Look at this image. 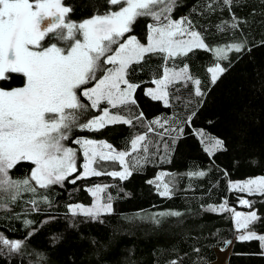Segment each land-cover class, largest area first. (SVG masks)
I'll return each mask as SVG.
<instances>
[{
    "label": "trees",
    "instance_id": "16d2710c",
    "mask_svg": "<svg viewBox=\"0 0 264 264\" xmlns=\"http://www.w3.org/2000/svg\"><path fill=\"white\" fill-rule=\"evenodd\" d=\"M63 4L72 9L66 19L75 22L115 9L106 0H63ZM170 15L191 20L213 48L232 43L243 48L221 61L213 52L196 49L172 59L148 54L145 61L133 65L135 70L129 71L127 79L139 87L134 92L138 107L132 113L143 112L144 121L109 125L100 131L77 130L67 141L74 145L76 135L89 136L107 141L116 151L129 152L125 160L131 176L121 180L102 174L72 184L69 181L80 172L78 167L62 184L47 189L34 185L35 194L22 192L15 204L0 207V235L24 244L18 251L0 244V264H170L172 260L209 264L217 258L215 249L230 246L225 264H264L260 241H237L231 212L209 210L225 202L234 210H254L261 220L251 230L264 234V195L230 187V182L264 177V0H233L230 6L222 0H177ZM234 20L237 28L231 27ZM149 22L148 17L139 18L127 34L145 41ZM217 62L226 71L211 83L208 69ZM185 66L193 80H200L202 97L194 95V83L185 81L168 86V105L147 95L145 87L161 78L165 67L180 70ZM24 80L22 74H11L10 79L0 80V88L20 87ZM157 118L161 124L167 118L169 124L155 125L148 132V122ZM201 131L204 137L198 135ZM146 132L147 152H133L131 140ZM207 137L222 140L223 147L206 151ZM103 165L104 173L121 170L117 161ZM33 168L31 162L21 161L11 175L22 179ZM200 171L205 175H190ZM161 173L167 175L157 181ZM159 182L169 183V196L159 194ZM97 183L108 186L103 197L112 198L113 212L95 220L71 215L68 205L90 202L87 187ZM42 196L51 204L40 203V210L32 211L29 201ZM241 199L251 201L252 207L240 204ZM168 212L182 215L158 217L159 224L151 218ZM50 217L55 219L42 223ZM26 220L33 224L26 225ZM224 241L231 243L225 247Z\"/></svg>",
    "mask_w": 264,
    "mask_h": 264
},
{
    "label": "snow or ice",
    "instance_id": "6c2138e0",
    "mask_svg": "<svg viewBox=\"0 0 264 264\" xmlns=\"http://www.w3.org/2000/svg\"><path fill=\"white\" fill-rule=\"evenodd\" d=\"M106 2L118 10L109 9L80 23H73L66 20V14L72 9L65 6L63 0H0V80L10 79L11 74H22L25 78L21 87L0 88V197L6 198L0 200V207L15 204L22 192L35 194L37 187L34 185L47 189L62 184L78 172L76 151L66 144L75 129L100 131L109 125H133L144 121L143 112L132 113V109L138 107L134 92L139 85L130 83L127 76L130 70H135L132 66L145 61L148 54L172 59L203 49L213 52L217 61H221L228 59L229 52H240L243 48V44L236 43L213 48L187 17L172 18L170 13L176 6V0ZM222 2L230 6L233 0ZM144 17L154 21L148 25L147 43H141L134 35L125 38L134 23ZM218 27L223 31V26ZM231 27H238L235 20ZM225 71L219 62L209 68L211 83H215L219 74ZM179 81L194 83L196 97L204 95L199 87L200 80H193L187 66L180 71L164 68L162 79L154 81L157 88L148 89L147 95L168 105L166 89ZM89 83L93 84L90 88L87 87ZM82 98L90 104L83 103ZM101 102L118 111L110 114L109 107L100 108ZM89 109H99L102 115L85 119ZM121 110L126 115H121ZM167 124V118L163 124L157 118L148 122V132L154 131L155 125L163 128ZM198 135L205 136L202 131ZM206 139L209 144L205 150L210 153L223 147L224 142L220 139ZM74 143L81 146L85 163L83 171L70 183L102 174L121 180L131 176L129 163L125 160L129 152L116 151L106 142L91 139L77 138ZM131 149L133 152L141 149L147 152V132L131 140ZM21 161L31 162L34 168L27 177L14 178L11 171ZM105 161H118L124 166L123 170L104 173L92 166L97 164L102 168ZM166 175L161 173L157 181H163ZM190 175L204 176L205 173L200 171ZM107 187L97 185L88 189L96 197V203L91 207L70 204L69 213L93 220L101 214H111L112 198L107 196V202H102L105 198L100 196ZM157 187L161 189V196L171 194L169 183H158ZM232 187L242 193L264 195V177L235 183ZM29 203L33 206L32 211H39L40 203L50 205L51 201L42 196L39 201L33 198ZM239 203L252 207L248 199H241ZM209 210L231 212L235 228L240 233L237 241L258 240L264 247V235L251 230L261 220L256 211L247 214L237 212L228 207L227 202L209 206ZM181 215L180 212L157 213L151 218L159 224L158 217ZM54 219L50 217L42 223ZM25 224L31 225L33 221L26 220ZM223 243L226 247L231 241ZM0 244L18 251L24 241L9 240L0 235ZM194 251L199 252V249ZM170 264H178V261L172 260Z\"/></svg>",
    "mask_w": 264,
    "mask_h": 264
},
{
    "label": "rangeland",
    "instance_id": "374dc122",
    "mask_svg": "<svg viewBox=\"0 0 264 264\" xmlns=\"http://www.w3.org/2000/svg\"><path fill=\"white\" fill-rule=\"evenodd\" d=\"M177 1V0H176ZM118 10V8H115L114 10H111V11H117ZM93 17V16H92ZM91 18V17H90ZM149 19H150V22L148 23V25L149 24H153L154 23V21H153V19L152 18H150V17H148ZM89 19V18H88ZM174 19V18H173ZM175 19H179V18H175ZM67 21H70L69 19H66ZM83 20H81V21H78V22H75V21H70V22H73V23H80V22H82ZM196 30V29H195ZM197 31V30H196ZM148 32H149V29L147 30V36H148ZM128 35H134V34H125V38L128 36ZM135 36V35H134ZM147 36H146V40L145 41H143V40H140V39H138L141 43H144V44H146L147 43ZM185 38H187V37H185ZM113 47H115V46H113ZM215 66V64L214 65H212L211 67H214ZM110 67V66H109ZM210 67V68H211ZM166 68V67H165ZM167 68H169V69H172V68H170V67H167ZM175 71H180V70H175ZM98 76L99 75H101L100 73H98L97 74ZM162 77H163V74H162ZM162 77L161 78H158V79H162ZM155 80H157V79H155ZM154 80V81H155ZM154 81H153V84H151V85H148V86H146L145 87V92L147 93V91H148V89H153V90H155L156 88H157V85L154 83ZM23 86V85H22ZM93 86V84L92 83H89L88 85H87V87H92ZM21 87V86H20ZM121 87L123 88L124 87V85H121ZM167 90V89H166ZM78 95H79V92H78ZM82 102L83 103H86V104H90V102L89 101H87V99L86 98H82ZM101 103H104V107H109V109L111 108V106H109V105H107L106 104V102H101ZM104 107H102V108H104ZM110 114H116V109H113V111H110ZM121 114V113H120ZM99 115H102V112L101 111H99V109H89V111L87 112V114H86V117H85V119L86 118H90V117H92V116H99ZM77 130H81V129H75L74 131H73V133L72 134H75L76 132H77ZM77 138H79V139H91V140H95V141H98V142H100V141H103V142H106L107 143V141H105V140H98V139H93V138H90L89 136H79L78 137V135H76V137L73 139V144L74 145H70V144H68L67 143V141H66V144H67V146H70V147H72L75 151H76V165H77V169H78V167H80V172L77 174V175H79L82 171H83V168H82V165L85 163V159H84V157H83V152H82V149H81V146L80 145H76L75 143H74V140L75 139H77ZM107 144H109V143H107ZM104 151H107V149H104ZM118 162V161H117ZM119 163V162H118ZM94 168H97V170H99V171H104L103 169H106V167L103 165L102 166V168H100V167H97V164H93L92 165ZM123 165H121V170L120 171H122L123 170ZM110 172H112V171H110ZM260 177H263V176H261V175H257V176H253V177H248V178H246V179H244V180H238V181H234V182H231L230 183V187L232 188V189H235V188H233L232 187V184H235V183H241V182H244V181H247V180H250V179H258V178H260ZM156 183V182H155ZM159 183H161V182H159ZM97 185H100V186H105V184H103V183H97V184H94V185H91V186H88L87 187V189H94L95 188V186H97ZM160 189V188H159ZM161 190V189H160ZM89 193H90V196H91V200H90V202H88V203H83V202H74V203H71V205H84L85 207H91L94 203H96V197H94V196H92V194H91V192L89 191ZM247 193V192H246ZM100 196L102 197V198H104L103 197V193H100ZM102 202H107L105 199H103L102 200ZM70 205V204H69ZM246 206V205H245ZM234 211H237V212H241V213H244V214H247L248 212H250V211H246V210H242V209H240V210H234ZM252 211H254V210H252ZM232 216H233V214H232ZM233 219H234V217H233ZM234 223H235V220H234ZM241 231H243V230H241ZM237 234H240V233H238L237 232ZM264 235V234H263ZM229 250H230V248L229 247H227L226 249H223L222 250V248H218V252H217V258H216V260L215 261H213V262H211L210 264H224L225 263V258H226V256H227V254H228V252H229Z\"/></svg>",
    "mask_w": 264,
    "mask_h": 264
},
{
    "label": "crops",
    "instance_id": "0c3cea01",
    "mask_svg": "<svg viewBox=\"0 0 264 264\" xmlns=\"http://www.w3.org/2000/svg\"><path fill=\"white\" fill-rule=\"evenodd\" d=\"M237 235H238V234H236V237H237ZM230 247H231V246H230ZM230 247H229V248H230ZM215 251H216V254H217V252H218V248L215 249ZM229 253H230V250H229V252H228V254H227L226 258H225V262H226V259H227L228 255H229ZM209 264H210V263H209ZM224 264H225V263H224Z\"/></svg>",
    "mask_w": 264,
    "mask_h": 264
}]
</instances>
